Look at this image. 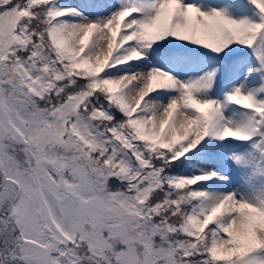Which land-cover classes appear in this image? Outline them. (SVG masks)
Wrapping results in <instances>:
<instances>
[{
	"label": "snow or ice",
	"instance_id": "obj_1",
	"mask_svg": "<svg viewBox=\"0 0 264 264\" xmlns=\"http://www.w3.org/2000/svg\"><path fill=\"white\" fill-rule=\"evenodd\" d=\"M0 264H264V0H0Z\"/></svg>",
	"mask_w": 264,
	"mask_h": 264
}]
</instances>
